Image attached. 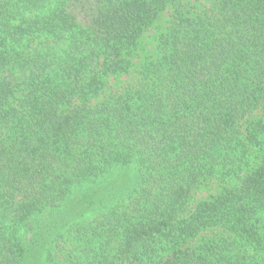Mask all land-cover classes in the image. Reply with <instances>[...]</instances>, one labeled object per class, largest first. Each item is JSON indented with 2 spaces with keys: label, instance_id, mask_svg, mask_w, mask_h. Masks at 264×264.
Returning <instances> with one entry per match:
<instances>
[{
  "label": "trees",
  "instance_id": "1",
  "mask_svg": "<svg viewBox=\"0 0 264 264\" xmlns=\"http://www.w3.org/2000/svg\"><path fill=\"white\" fill-rule=\"evenodd\" d=\"M0 264H264V0H0Z\"/></svg>",
  "mask_w": 264,
  "mask_h": 264
},
{
  "label": "rangeland",
  "instance_id": "2",
  "mask_svg": "<svg viewBox=\"0 0 264 264\" xmlns=\"http://www.w3.org/2000/svg\"><path fill=\"white\" fill-rule=\"evenodd\" d=\"M167 12L161 13V15L158 17L156 24L154 25L153 29L148 31L142 38L143 45L141 48L142 54L145 55H152L154 46H155V39L153 34L164 30L167 27ZM219 188L218 184L215 185L211 183L209 186L202 187L199 189L193 196L192 203H197L200 200L208 199L211 195L215 194L217 189Z\"/></svg>",
  "mask_w": 264,
  "mask_h": 264
}]
</instances>
